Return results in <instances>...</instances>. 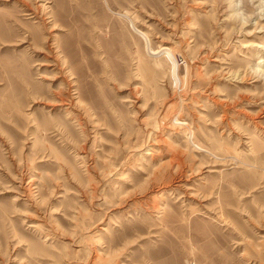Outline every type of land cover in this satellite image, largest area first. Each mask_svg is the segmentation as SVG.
<instances>
[{
	"label": "rangeland",
	"instance_id": "rangeland-1",
	"mask_svg": "<svg viewBox=\"0 0 264 264\" xmlns=\"http://www.w3.org/2000/svg\"><path fill=\"white\" fill-rule=\"evenodd\" d=\"M0 264H264V0H0Z\"/></svg>",
	"mask_w": 264,
	"mask_h": 264
},
{
	"label": "built area",
	"instance_id": "built-area-1",
	"mask_svg": "<svg viewBox=\"0 0 264 264\" xmlns=\"http://www.w3.org/2000/svg\"><path fill=\"white\" fill-rule=\"evenodd\" d=\"M174 60L180 65H182L184 62V59L181 56L176 57Z\"/></svg>",
	"mask_w": 264,
	"mask_h": 264
},
{
	"label": "bare ground",
	"instance_id": "bare-ground-1",
	"mask_svg": "<svg viewBox=\"0 0 264 264\" xmlns=\"http://www.w3.org/2000/svg\"><path fill=\"white\" fill-rule=\"evenodd\" d=\"M261 63H262V62L259 63L258 69H260V64H261Z\"/></svg>",
	"mask_w": 264,
	"mask_h": 264
}]
</instances>
